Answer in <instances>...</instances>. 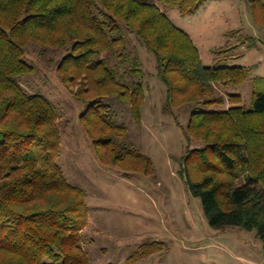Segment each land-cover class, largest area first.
Returning a JSON list of instances; mask_svg holds the SVG:
<instances>
[{"label":"trees","instance_id":"1","mask_svg":"<svg viewBox=\"0 0 264 264\" xmlns=\"http://www.w3.org/2000/svg\"><path fill=\"white\" fill-rule=\"evenodd\" d=\"M207 2L0 0V264H92L83 235L88 195L69 182L58 163V112L48 98L29 93L20 82L37 71L25 60L32 44L66 49L57 73L63 85L78 87L76 98L86 107L79 120L98 161L149 173L151 160L129 144L128 128L114 121L106 104H130L133 118L142 121V61L128 51L125 29L156 59L157 77L166 86L165 110L195 105L181 126L189 158L184 170L209 224L256 231L264 243V91L255 86L251 109L240 95L226 100L217 85H242L253 68L207 67L191 36L160 6L186 16ZM247 3L255 25L264 30V0ZM104 55L131 62L127 73L138 81H122ZM227 102L231 107L225 109ZM194 141L205 146L192 149ZM150 255L140 248L127 263Z\"/></svg>","mask_w":264,"mask_h":264},{"label":"rangeland","instance_id":"2","mask_svg":"<svg viewBox=\"0 0 264 264\" xmlns=\"http://www.w3.org/2000/svg\"><path fill=\"white\" fill-rule=\"evenodd\" d=\"M160 6L191 36L207 67L253 68L242 85H217L226 100L230 94L240 95L242 105L251 109L255 86L264 91V30L255 25L247 0H208L186 16L178 9ZM125 32L128 51L142 61L146 89L142 121L133 118L130 104L119 100L106 104L112 107L114 121L128 128L129 144L151 160L149 173L124 172L98 161L79 120L86 107L76 98L78 87L63 85L57 73L66 49L32 44L25 60L37 71L20 79L29 93L44 95L58 112L62 132L58 163L69 182L88 195L89 218L83 235L92 264H129L128 258L140 248L151 255L133 264H264V243L256 231L218 230L209 224L184 170L189 158L181 126L188 124L195 105L165 110L166 86L157 77L154 55L134 34ZM103 57L110 60L122 81H138V76L127 73L131 62ZM229 107L227 102L223 108ZM204 146L194 141L191 148Z\"/></svg>","mask_w":264,"mask_h":264}]
</instances>
